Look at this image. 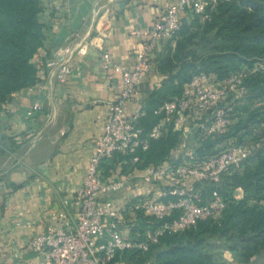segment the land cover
<instances>
[{
  "label": "built area",
  "instance_id": "2783aa9c",
  "mask_svg": "<svg viewBox=\"0 0 264 264\" xmlns=\"http://www.w3.org/2000/svg\"><path fill=\"white\" fill-rule=\"evenodd\" d=\"M229 1L176 0L170 4L151 27L130 33L141 42L131 68L113 63L108 52L102 54L109 79L120 76L119 93L107 103L104 132L95 143L82 186L70 202L51 211L45 227L30 239L28 251L34 258L26 264H126V252L148 253L164 236L186 232L204 219L222 218L228 203L218 188L230 169L251 157L254 147L234 143L217 154L200 156L197 148H187L181 141L197 137L195 147H199L208 140L225 137L236 108L247 97L245 80L261 71L264 61H257L251 69H242L220 84L214 74L193 76L180 97L154 110L158 121L150 130L141 126L146 115L143 105L132 113L128 108L154 70L152 60L158 44L170 42L175 46L187 16H198L204 23L220 4ZM74 41L55 51L46 63L50 80L67 82L75 72L74 58L88 54V38L77 36ZM44 73V67L38 65L39 82L29 90L40 85ZM42 109L43 105L35 102L30 113L37 114ZM171 130L181 135L170 159L145 167L142 154ZM109 162L112 166L106 170ZM125 166L130 170L128 175L122 174ZM142 166L145 173L138 175ZM138 184L157 187L159 192L116 203L117 196ZM207 185L214 186L209 196L205 195ZM242 197L235 195L236 199ZM143 221L147 229L139 232Z\"/></svg>",
  "mask_w": 264,
  "mask_h": 264
},
{
  "label": "crops",
  "instance_id": "0c3cea01",
  "mask_svg": "<svg viewBox=\"0 0 264 264\" xmlns=\"http://www.w3.org/2000/svg\"><path fill=\"white\" fill-rule=\"evenodd\" d=\"M39 2L44 40L36 59L44 67V78L34 90L12 95L0 112V264L31 261L30 239L45 227L51 211L70 202L82 186L95 143L104 132L107 103L119 93L120 76L109 79L102 54L108 52L113 63L131 68L141 42L130 33L151 27L176 0ZM77 36L88 38V54L74 58L75 72L67 82L50 80L46 63L55 51L74 44ZM165 45L158 44L152 60L154 70L129 104V113L144 105L148 85L158 79L156 59ZM35 102L43 109L31 114ZM125 167L122 174L128 175L130 170ZM145 167L136 173L144 174ZM105 169L109 168L105 165ZM152 192L157 195L159 190L138 184L117 196L116 203ZM225 258L234 262L230 252ZM251 264H261L260 259Z\"/></svg>",
  "mask_w": 264,
  "mask_h": 264
},
{
  "label": "trees",
  "instance_id": "16d2710c",
  "mask_svg": "<svg viewBox=\"0 0 264 264\" xmlns=\"http://www.w3.org/2000/svg\"><path fill=\"white\" fill-rule=\"evenodd\" d=\"M41 10L39 0H0V112L12 95L39 82L36 55L44 40ZM259 60L264 61V0L222 3L204 23L190 15L182 21L176 45L166 43L156 59L159 77L148 85L141 126L150 130L158 121L154 110L180 97L193 76L214 74L220 84ZM245 85L247 97L236 108L226 136L217 141L238 137L245 144V136L259 130L261 134L253 138L251 157L230 169L218 188L228 203L222 218L204 219L186 232L164 236L148 253L126 252V264L158 246L165 248L155 254L153 264H228L225 252L233 255L236 264H251L254 259L264 264V68L249 75ZM180 135L171 130L165 138L152 142L150 150L142 154L144 166L169 160ZM216 143L203 142L196 152L209 156ZM205 188L209 196L214 186ZM239 190L243 197L236 199Z\"/></svg>",
  "mask_w": 264,
  "mask_h": 264
},
{
  "label": "rangeland",
  "instance_id": "374dc122",
  "mask_svg": "<svg viewBox=\"0 0 264 264\" xmlns=\"http://www.w3.org/2000/svg\"><path fill=\"white\" fill-rule=\"evenodd\" d=\"M254 133L252 135L245 136L243 139L245 144H247L251 147H255L253 144V142H254L253 138H256L257 137L256 135H260L261 131L259 130V131L254 132ZM197 141H198L197 137H193V138L188 137L186 139L183 138L181 143L186 144L187 148L189 147L190 149H194V148L196 149L197 147H195V146H196ZM216 142H217L216 145L212 146V148L209 150L210 151L209 153L217 154L221 150L227 149L228 147H230L231 144L241 143L243 141H241V139H239L238 137H230V138H225V139H222L221 141H216ZM185 150L186 149H184V151ZM235 195L240 196V191H237ZM142 224L144 225V227H142ZM146 226H147V224L142 222L139 229H138L139 232H145L147 229ZM163 248H165V247L164 246H158V247L154 248L148 255L144 256L141 259H132V260L129 259L128 264H153L155 254ZM224 257H225V254H224ZM225 260L228 262V264H236L235 262H229L226 258H225Z\"/></svg>",
  "mask_w": 264,
  "mask_h": 264
}]
</instances>
